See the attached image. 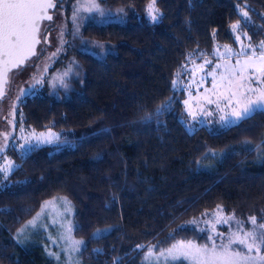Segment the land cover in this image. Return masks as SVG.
Here are the masks:
<instances>
[{
    "label": "trees",
    "instance_id": "16d2710c",
    "mask_svg": "<svg viewBox=\"0 0 264 264\" xmlns=\"http://www.w3.org/2000/svg\"><path fill=\"white\" fill-rule=\"evenodd\" d=\"M80 2H58L63 44L44 85L17 106L28 127L63 134L0 173V264H55L45 246L15 239L55 196L74 206L80 264H143L152 246L208 243L211 231L197 220L214 210L261 222L264 112L189 131L175 82L215 42L233 43L235 22L263 39L264 0H156L157 22L147 17L150 0H98L89 12ZM56 73L63 79L50 85Z\"/></svg>",
    "mask_w": 264,
    "mask_h": 264
},
{
    "label": "rangeland",
    "instance_id": "374dc122",
    "mask_svg": "<svg viewBox=\"0 0 264 264\" xmlns=\"http://www.w3.org/2000/svg\"><path fill=\"white\" fill-rule=\"evenodd\" d=\"M92 3L99 6L98 0H81L79 8L87 12L96 10V8H89ZM244 13L247 12L242 9L243 16ZM147 17L151 21L148 13ZM234 24L238 25L236 29L232 28ZM232 25L230 28L235 39L233 43L215 42L210 54L190 61L177 75L176 88L178 91L184 92L182 99L183 116L181 118L189 131H194L202 125L207 126L210 130L218 131L236 124L242 118L237 119L232 115V112L241 111L248 99L253 101L257 99L256 94L247 90L256 89L258 93L264 92V73L255 72L254 67L249 66L242 73L243 79H238L241 76L239 69L244 67L245 61L249 60L253 50H255L256 57L260 55V45L264 42V38L253 41L247 33L242 31L240 22H235ZM51 27H55V29L50 38L52 46L49 47V50L62 45L65 22L60 12L56 13ZM242 49L246 50V54L237 55ZM256 57H252V60L259 63ZM40 58L41 54L12 74L8 88L9 94L0 104V121L3 115L6 114L7 116L6 122L2 121L3 126L0 127V173H10L17 166L18 156H25L35 146L47 144L37 139L41 134L43 136L52 134V142L59 141L63 134L62 131L52 128L37 130L28 127L23 120L16 118L17 106L21 98L45 83L46 72L52 61L47 56L44 61H41L40 66L35 68L34 66L38 64ZM207 61H211V63H207ZM249 76H251V80L248 79ZM62 79L63 75L56 73L50 77L49 83L54 85L61 82ZM214 81L215 88L213 87ZM229 81H231V85H229ZM240 84L243 87H237ZM232 93H236V95L233 96ZM237 100L241 101L239 105L236 103ZM221 116H225L227 119L221 120ZM6 167L9 168L7 172L3 171ZM228 217L247 221V219L237 215H228L222 210H214L199 218L197 225L207 227L213 238H216V233H223L226 238L229 232L235 231V228H230L229 224L218 221ZM29 221H34V223L30 224ZM29 221L15 234V239L20 244H24L28 248L45 246L48 254L56 260L55 264H69V262L70 264H80L79 253L84 243L78 246V250L73 251L71 241L80 240L84 242V240L76 238L73 234L74 206L67 197L55 196L46 200ZM257 222L260 223L258 220ZM229 223H234V221ZM213 225H215L214 229ZM248 227L246 223L245 230ZM97 234L98 232L95 233V235ZM261 254H264V250ZM142 263L144 264V259Z\"/></svg>",
    "mask_w": 264,
    "mask_h": 264
},
{
    "label": "snow or ice",
    "instance_id": "6c2138e0",
    "mask_svg": "<svg viewBox=\"0 0 264 264\" xmlns=\"http://www.w3.org/2000/svg\"><path fill=\"white\" fill-rule=\"evenodd\" d=\"M54 7L53 0H0V98L5 95L4 85L7 84L9 71L13 68L21 69L26 61L36 54L35 46L40 42L38 37L41 22L52 20L48 10ZM89 8L98 10L99 6L92 3ZM147 13L152 22L159 20L162 14L156 7V0H150ZM244 16H247V13H244ZM237 26L234 24L232 28L236 29ZM260 49L258 57L253 50L249 60L245 61L244 67L239 69L241 76L238 79H243L242 73L249 66L254 67L257 73H264V42L261 43ZM245 54L244 49L237 53V55ZM252 57H256L259 63L253 61ZM248 79L251 80V76ZM213 87H216L215 81ZM237 87H243V85L240 84ZM247 91L256 94L257 99L255 101L248 99L241 111H233L232 115L237 119L248 118L258 110L264 112V92L258 93L256 89ZM232 95L235 96L236 93ZM185 103L187 104V101ZM236 103L239 105L241 101L237 100ZM226 119L225 116H221V120ZM37 139L40 142L51 143L52 134L49 136L41 134ZM3 171L7 172L9 168L6 167ZM230 221L234 223H229ZM218 222L229 224V227H234L235 231L229 232L226 238L223 233H216V238L208 236L209 243L203 245L191 240H180L166 249L156 246L149 247L146 249L144 264H264V254H261L264 250V217H261L260 223L257 222L255 216L248 217L246 222L237 220L235 217H228ZM29 223L33 224L34 221H29ZM246 223L249 226L247 230H245ZM214 228L215 225H213ZM83 243L80 240H72V250H78V246ZM140 247L143 248V246Z\"/></svg>",
    "mask_w": 264,
    "mask_h": 264
},
{
    "label": "water",
    "instance_id": "95a60500",
    "mask_svg": "<svg viewBox=\"0 0 264 264\" xmlns=\"http://www.w3.org/2000/svg\"><path fill=\"white\" fill-rule=\"evenodd\" d=\"M61 1V0H53V3L55 4V7L52 8V9H49L48 10V14L52 16V20H44L41 22V26H40V34H39V43L35 46V52L36 54L31 56L27 61L26 63L22 66L25 67L26 65H28L34 58L38 57L40 54H41V50L43 48V45H44V42L46 40L47 37H44V34H45V31L47 30L48 28V24L47 23H51L53 22V20L55 19V10L57 8V5H58V2ZM19 69H11L8 73V81H7V84L4 85V91H5V95L3 98H0V104L1 102L5 99V97H7V95L9 94V85H10V82H11V77H12V74L15 73L16 71H18Z\"/></svg>",
    "mask_w": 264,
    "mask_h": 264
},
{
    "label": "flooded vegetation",
    "instance_id": "af4514ba",
    "mask_svg": "<svg viewBox=\"0 0 264 264\" xmlns=\"http://www.w3.org/2000/svg\"><path fill=\"white\" fill-rule=\"evenodd\" d=\"M58 11V10H57ZM55 27H51L48 31H47V34H48V37L46 38L45 42H44V45H45V50L43 52V55L41 56V58L39 59V62L37 65H35L34 67L36 68L37 66H40V63L41 61H44L45 60V57H52L54 56L55 54H57L60 49H61V46H55L53 49L51 48V50H49V47L52 46V41H51V37L53 36L52 35V32L54 31ZM64 36V35H63ZM63 38V37H62ZM62 44H63V41H62ZM17 118V116H16ZM2 120L0 121V127L3 126V122H6L7 120V116L6 114L2 116L1 118Z\"/></svg>",
    "mask_w": 264,
    "mask_h": 264
}]
</instances>
